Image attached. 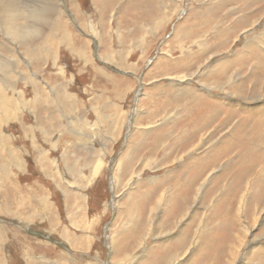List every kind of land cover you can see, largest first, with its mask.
<instances>
[{
  "label": "rangeland",
  "instance_id": "1",
  "mask_svg": "<svg viewBox=\"0 0 264 264\" xmlns=\"http://www.w3.org/2000/svg\"><path fill=\"white\" fill-rule=\"evenodd\" d=\"M109 1L59 0L60 20L85 44L71 51L54 42L29 56L0 29L8 66L0 73L8 98L0 102V264H166L179 240L191 246L194 228L176 226L173 206L188 207L213 171L207 199L231 193L213 223L207 201L197 206L199 231L204 218L210 230L188 264L224 263L222 252L254 224L235 214L264 165V99L254 101L264 92V0H183L181 8L180 0ZM241 5L247 12L233 27ZM237 71L247 77L235 88L228 78ZM198 138L206 148L194 145ZM163 195L167 204L153 211ZM257 221L237 264H264V211Z\"/></svg>",
  "mask_w": 264,
  "mask_h": 264
},
{
  "label": "bare ground",
  "instance_id": "2",
  "mask_svg": "<svg viewBox=\"0 0 264 264\" xmlns=\"http://www.w3.org/2000/svg\"><path fill=\"white\" fill-rule=\"evenodd\" d=\"M111 1H109V6L111 5ZM229 1V0H227ZM226 0H219L216 3H211L210 0H207L206 2L208 3L207 7H214V6H220L222 7L226 2ZM249 2V0H247ZM246 1V2H247ZM183 0H180V2L176 1L174 2L176 4V6L178 8H181V4ZM245 2V4H246ZM38 3H42V6H38ZM173 4V2H172ZM36 7L35 10H31L30 7ZM108 6V9H109ZM244 5H241V7L235 9L231 15H238L240 13V15L242 16H237V21L233 24V27L238 26L240 23L243 22V17L244 14H246L247 10L243 7ZM120 7V6H119ZM176 9V8H175ZM62 7L60 6L59 0H27L26 2L24 0H0V29H2L4 32H8L10 33V37L17 42L21 43V46L23 47L24 50H26L27 54L29 56L31 55H37L38 53H40L41 51H39V46H44L45 48H43V50H47L50 51V43H56V45L58 46L59 44L63 43L65 44V46L67 47L68 51H71L72 49L74 50L76 43L81 42L82 45L84 44V42H82V38L81 36L77 35L76 33H74L70 28H68L69 23L66 21H61L59 18V12H61ZM232 10V9H230ZM264 10V9H263ZM219 12V11H218ZM218 12L216 13L217 16H219ZM252 14V13H251ZM249 15V14H248ZM264 16V12L262 14ZM261 15V16H262ZM116 16V15H115ZM122 17V15H121ZM122 19V18H120ZM118 20V19H117ZM257 20V19H256ZM258 21V20H257ZM34 23L38 28L36 32H33L29 29V25L30 23ZM112 22V21H111ZM121 22V21H120ZM256 22V21H255ZM88 23V22H87ZM106 23V21H105ZM257 23V22H256ZM64 25L66 27V29L64 30L65 34H62L60 36V26ZM258 24V23H257ZM89 25V24H88ZM87 24H84V26H86V28L89 30V32L92 33V36L95 37L96 35V31L94 33V27L89 26L91 29L88 27ZM124 25V24H123ZM253 26V25H252ZM257 26V25H256ZM145 27V26H144ZM156 27H158L156 25ZM155 28V27H154ZM159 28V27H158ZM252 29V28H251ZM134 30V29H133ZM99 33V32H98ZM255 32H251L250 36L253 35ZM102 34V33H101ZM99 35V34H98ZM56 37H58V40L55 39ZM102 37V36H101ZM100 37V40H101ZM203 37V36H202ZM249 38V37H248ZM57 40V41H56ZM203 40V39H202ZM248 41V40H247ZM203 43L206 42V40L202 41ZM85 43L88 45L90 44V41L85 39ZM221 43V42H220ZM228 43V42H226ZM249 43V42H248ZM264 43V42H263ZM250 44V43H249ZM85 45V44H84ZM202 45V44H201ZM205 46V44H204ZM264 46V44H263ZM184 48V47H183ZM182 48V49H183ZM54 49V48H52ZM264 49V47H263ZM190 50V49H189ZM250 50V49H249ZM264 53V52H263ZM51 54V53H49ZM259 55H261V53H259ZM36 57V56H35ZM49 57V56H48ZM264 57V56H263ZM9 59V58H8ZM7 59V60H8ZM35 59V58H34ZM37 59V58H36ZM43 59V58H42ZM107 59V58H106ZM167 59V58H166ZM211 59V58H209ZM93 60V59H92ZM9 61V60H8ZM7 61V62H8ZM224 63L227 64V61H225ZM259 63V62H258ZM92 64V63H90ZM210 66V65H209ZM260 66V65H259ZM7 65L0 63V73H2L3 71H5L7 69ZM223 67V66H222ZM15 68V67H14ZM13 68V69H14ZM97 68V67H96ZM95 70V69H94ZM104 70V69H103ZM229 70V69H228ZM2 71V72H1ZM15 71V70H14ZM23 72V71H21ZM20 72V73H21ZM228 72V71H227ZM226 72V74H227ZM250 73L247 75H252L253 73H255L254 70H250ZM18 73V72H17ZM207 73V72H206ZM22 74V73H21ZM208 75V74H207ZM25 79L27 80V82L31 83V72L29 73L28 70L25 71L24 73ZM243 78H241L240 73L237 71L233 74H231L228 78V84L231 85V87H235L238 88L239 84H241L242 80H244L247 76L242 75ZM178 78H182V77H178ZM196 78V77H195ZM202 78V77H201ZM190 79H192L191 77L186 81V84L190 83ZM177 81V80H176ZM188 81V82H187ZM35 82V80H34ZM226 82V81H224ZM259 82V79H258ZM262 82V81H261ZM257 83V81H256ZM264 83V82H263ZM183 84V83H182ZM255 84V83H254ZM226 85V83H225ZM2 86V85H1ZM4 86V85H3ZM2 86V87H3ZM172 86L173 88H176L175 90H180V86L176 83L169 84V87ZM263 84L261 85L262 88ZM191 87V86H190ZM206 88H212L213 89H217L220 90L221 92H226L224 90V86L222 84H205ZM204 88V87H203ZM206 90V89H205ZM216 90V91H217ZM224 90V91H222ZM3 91V90H2ZM210 91V90H208ZM4 93V92H3ZM201 93V92H200ZM230 93V92H229ZM13 94V93H12ZM235 94V93H234ZM145 95L148 96V93L146 92ZM179 95V94H178ZM13 97V96H12ZM150 99V98H149ZM264 99V92H261L260 94H258L256 96L255 100H262ZM8 98L7 96L4 95H0V102L4 101L7 102ZM248 100H252V99H248ZM3 102V103H4ZM13 102V101H10ZM249 102V101H248ZM253 102V101H252ZM16 103V102H15ZM2 104V103H1ZM7 104V103H6ZM9 104V103H8ZM12 107V106H11ZM11 109V108H10ZM138 109V108H137ZM13 110V109H12ZM8 113V112H7ZM147 113V112H146ZM12 114V113H11ZM140 114V113H139ZM172 114V113H171ZM10 115V114H9ZM4 116V115H3ZM6 116V115H5ZM135 116V115H134ZM139 116V115H138ZM1 118V117H0ZM134 119V117H133ZM129 120V119H128ZM1 121V120H0ZM136 121V120H135ZM2 122V121H1ZM4 122V121H3ZM2 122V123H3ZM167 122V121H166ZM4 124V123H3ZM1 125V123H0ZM38 125V124H37ZM1 127V126H0ZM36 128V127H35ZM56 128V127H55ZM38 129V127H37ZM40 129V128H39ZM66 129V128H65ZM230 129V128H229ZM133 130V129H132ZM41 131V130H40ZM146 131V129H145ZM67 132V131H66ZM147 133V132H146ZM170 133V131H169ZM168 133V135H169ZM191 133V132H188ZM46 135V134H45ZM1 136V135H0ZM185 136V135H184ZM220 136V134L218 135ZM144 137V136H143ZM207 137V136H206ZM211 137V136H210ZM218 139V138H217ZM206 138H198V140L195 142V146L199 147L200 146H204L207 142ZM210 141V138H209ZM214 141V140H213ZM1 143V142H0ZM4 143V142H3ZM204 143V144H203ZM209 143V142H208ZM216 145L221 143L218 140L215 141ZM213 145V144H212ZM214 145V146H216ZM234 145V144H233ZM4 146V145H3ZM232 147V145H230ZM206 148V145L204 146ZM186 148V147H185ZM189 148V147H187ZM197 149V148H196ZM208 149V148H207ZM213 149V148H212ZM211 149V150H212ZM215 149V148H214ZM198 151V150H197ZM213 151V150H212ZM210 151V152H212ZM193 152V151H192ZM192 152L189 151V149L185 150L184 153H181L179 156L183 159L185 156H187V154H191ZM214 152V151H213ZM216 152V151H215ZM222 153V152H221ZM264 154V153H263ZM101 163V162H100ZM174 163V161H173ZM169 166V165H168ZM206 166V165H205ZM154 167V166H153ZM121 168V167H120ZM121 171V170H120ZM215 171L211 172L210 174H208L201 182L200 186L197 187V193L195 195V199L193 201H190V204L187 206H184L185 208H183V206H180V212L177 213L176 210L178 209L177 207L172 208V215L171 216L175 219H177V224L176 226L179 225H184L186 223V221L189 220L190 225L194 226L193 228V235L192 236V243L191 246H189V244L187 243V240L189 241V239H186L184 241L179 240V242H177L178 244V248L177 251H174L173 256L168 258V254L171 252V249L166 248L165 246L163 247L165 250V255L167 256V260H166V264H188L189 261L191 260V256L194 255L196 249H198L201 246L204 234H206L207 231L210 230V224H208L207 219H203V223H204V227L202 229H200L199 231V225L201 223V221H196L194 220L195 216L198 214V207L199 204L201 202L207 201V209L206 211H204V214L206 216V214L209 212L208 218L212 221V223L215 221V219L220 215L221 212V201H222V197L230 196L229 192L230 191H226L221 190V191H225L222 196L220 193V198L219 196H217L216 194H212L211 197L209 196V198L207 199V195L208 192L210 191V187L212 184V174H214ZM57 174V173H56ZM118 175V174H117ZM237 176V175H236ZM234 176L237 181H240V175L239 176ZM133 177V174H132ZM264 177V165L261 166L258 177L256 178L255 181L253 182H248V184L240 191L239 194H241V197L239 199V206L238 211L236 212V216H238L239 219L241 218H252L254 220V224L253 226H251L250 228L247 229V231L245 230V234L242 237H238V240L236 241V244L233 245L232 248H230V251L224 253L223 256H227V260L224 263H219V261L213 257L212 260V264H237V262L240 260L239 258V253L242 252L241 250H243L242 248L247 247L248 243H249V232L251 229H253L256 225H257V220L259 217H263V211H264V182L263 184H260V180ZM233 178V179H235ZM187 179H189L187 177ZM192 179V178H191ZM190 179V180H191ZM153 180V179H152ZM185 181V180H184ZM187 181V180H186ZM189 181V180H188ZM235 180H233V182L236 184ZM127 182V181H126ZM132 182V181H131ZM185 183V182H184ZM114 184V183H113ZM129 184V183H128ZM180 184V183H179ZM186 184V183H185ZM188 185H191V183H187ZM198 184V182H197ZM133 185V183L131 184ZM178 185V184H177ZM187 185V186H188ZM196 185V184H195ZM180 186V185H179ZM194 186V184H193ZM187 188V187H186ZM223 189V188H222ZM227 189V188H226ZM181 190V188L179 189ZM231 193V192H230ZM234 193H236V191H234ZM260 193V194H259ZM165 194H167V192H165ZM187 194V191L184 193ZM259 195V196H258ZM169 196V195H168ZM165 197L167 196H161V199L156 203V206L154 207L153 211L156 212H160L161 210H163V206H165L167 204V202H165ZM254 197H258V200L255 201V206L256 208H252L251 206V202H254ZM224 199V198H223ZM233 202V200H232ZM223 203V202H222ZM224 204V203H223ZM222 204V205H223ZM232 205V204H231ZM254 206V207H255ZM4 208V207H3ZM2 208V209H3ZM227 210L229 211L228 213H230L231 209L230 207H226ZM168 211L171 210L168 208L165 210L166 215L168 213ZM13 214V213H12ZM234 215V216H235ZM168 216V215H167ZM202 217V216H201ZM200 217V218H201ZM195 222V225L193 224ZM207 221V222H206ZM184 222V223H183ZM206 222V224H205ZM210 222V221H209ZM211 223V222H210ZM186 225H188L186 223ZM185 227V226H184ZM153 228V227H152ZM189 228V227H188ZM154 229V228H153ZM191 229V228H190ZM223 232L221 234V237H225V226L222 228ZM181 234H179L180 236L185 232L184 228L181 229ZM192 232V230H191ZM187 233V231H186ZM173 234V233H171ZM187 235V234H186ZM189 235V236H190ZM178 236V235H177ZM185 236V235H184ZM190 236V237H191ZM264 236V235H262ZM262 236H256L255 238H252L253 241L257 240L259 237L261 238ZM188 237V235H187ZM168 239V237H167ZM178 240V237L177 239ZM245 241V244L243 245V242ZM251 243V242H250ZM188 245V246H187ZM203 247V245H202ZM201 248V247H200ZM251 248L252 251V247ZM258 248V247H257ZM254 250V249H253ZM226 251V250H225ZM251 251H246L245 252V256L247 258L250 257V254L252 253ZM250 252V253H249ZM257 252V251H256ZM261 252V251H260ZM62 253V252H61ZM249 253V254H248ZM218 257V256H217ZM251 258H253L252 254H251ZM174 260V261H173ZM222 260V261H224ZM243 261V260H242ZM245 261V258H244ZM253 262V261H252ZM239 264V263H238Z\"/></svg>",
  "mask_w": 264,
  "mask_h": 264
}]
</instances>
